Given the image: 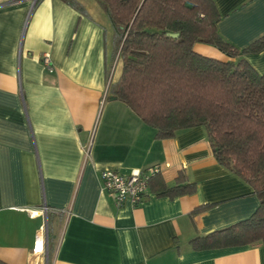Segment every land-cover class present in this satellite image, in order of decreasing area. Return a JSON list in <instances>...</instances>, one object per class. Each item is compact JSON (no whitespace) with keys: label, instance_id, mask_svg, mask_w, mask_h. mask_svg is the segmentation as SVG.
<instances>
[{"label":"crops","instance_id":"1","mask_svg":"<svg viewBox=\"0 0 264 264\" xmlns=\"http://www.w3.org/2000/svg\"><path fill=\"white\" fill-rule=\"evenodd\" d=\"M72 2L0 0V261L264 264L261 244L192 248L191 240L250 218L259 200L216 163L203 127L160 140L107 97L120 74L112 26L96 0ZM214 2L226 42L244 49L264 37V0ZM194 51L228 60L207 45ZM244 58L264 73V49ZM152 166L161 167L156 180L167 186L183 173L195 194L157 197L148 189L137 206L117 207L99 180L104 170L128 174ZM201 206L209 208L193 215ZM41 228L44 254L34 255Z\"/></svg>","mask_w":264,"mask_h":264},{"label":"trees","instance_id":"2","mask_svg":"<svg viewBox=\"0 0 264 264\" xmlns=\"http://www.w3.org/2000/svg\"><path fill=\"white\" fill-rule=\"evenodd\" d=\"M60 1L75 7L72 0ZM96 1L112 26L113 57L120 63L107 97L125 105L160 140L203 127L216 163L250 186L259 200L250 218L191 240L192 248L264 245V73L244 58L264 49V37L244 49L226 42L217 30L222 16L214 0ZM196 44L228 60L198 54ZM156 177L149 189L157 197L196 192L183 173L173 186ZM208 208H195L192 214Z\"/></svg>","mask_w":264,"mask_h":264},{"label":"built area","instance_id":"3","mask_svg":"<svg viewBox=\"0 0 264 264\" xmlns=\"http://www.w3.org/2000/svg\"><path fill=\"white\" fill-rule=\"evenodd\" d=\"M32 4H35L36 0H31ZM44 66L50 70L51 63L48 56L43 58ZM88 155V151H86ZM161 173V167L152 166L146 170L134 171L128 174H119L114 171L104 170L99 174V180L103 190L113 199L114 204L120 207L125 202H129L132 206H137L146 197L149 189V183L151 178ZM46 212V209L44 210ZM43 228H41L39 236L41 237V243L38 244V237L34 245L33 254H44V234Z\"/></svg>","mask_w":264,"mask_h":264},{"label":"rangeland","instance_id":"4","mask_svg":"<svg viewBox=\"0 0 264 264\" xmlns=\"http://www.w3.org/2000/svg\"><path fill=\"white\" fill-rule=\"evenodd\" d=\"M119 66H120V63H119ZM119 66L117 65V66H115V69L113 70V73H114V75L118 72V70H119ZM112 69V68H111ZM47 261H48V259H47ZM46 261V262H47Z\"/></svg>","mask_w":264,"mask_h":264},{"label":"bare ground","instance_id":"5","mask_svg":"<svg viewBox=\"0 0 264 264\" xmlns=\"http://www.w3.org/2000/svg\"><path fill=\"white\" fill-rule=\"evenodd\" d=\"M41 243V238H38V244H40Z\"/></svg>","mask_w":264,"mask_h":264},{"label":"water","instance_id":"6","mask_svg":"<svg viewBox=\"0 0 264 264\" xmlns=\"http://www.w3.org/2000/svg\"><path fill=\"white\" fill-rule=\"evenodd\" d=\"M173 37H177V35H173Z\"/></svg>","mask_w":264,"mask_h":264}]
</instances>
